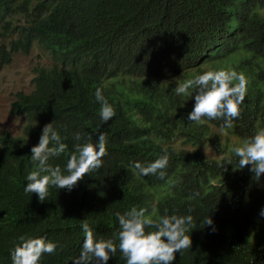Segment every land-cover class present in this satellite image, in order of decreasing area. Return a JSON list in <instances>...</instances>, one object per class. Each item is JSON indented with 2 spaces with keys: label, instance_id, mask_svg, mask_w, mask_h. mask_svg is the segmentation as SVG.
<instances>
[{
  "label": "trees",
  "instance_id": "16d2710c",
  "mask_svg": "<svg viewBox=\"0 0 264 264\" xmlns=\"http://www.w3.org/2000/svg\"><path fill=\"white\" fill-rule=\"evenodd\" d=\"M0 23V65L33 43L51 58L35 69L31 91L14 94L10 112L25 119L21 133L0 131V264H12L21 236L57 245L40 264H72L84 240L83 219L98 239L115 240V213L133 206L153 220L193 216L192 246L172 264H264V241H249L264 223V174L256 181L250 166L235 169L233 149L241 144L228 148L222 135L244 142L264 129V0H0ZM216 70L247 80L232 128H222L223 120L190 122L194 94L175 91ZM97 88L115 109L108 122L99 116ZM51 122L68 147L49 164L63 174L74 145L83 142L74 140L76 132L93 142L103 132L108 155L72 190L50 187L41 202L24 187L37 167L31 148ZM174 139L195 147L175 146ZM204 142L222 156L208 157L197 147ZM164 154L163 178L139 175L131 166ZM229 158L233 165L224 163ZM208 215L213 226L203 224ZM116 243L107 264H126Z\"/></svg>",
  "mask_w": 264,
  "mask_h": 264
},
{
  "label": "clouds",
  "instance_id": "9594fccd",
  "mask_svg": "<svg viewBox=\"0 0 264 264\" xmlns=\"http://www.w3.org/2000/svg\"><path fill=\"white\" fill-rule=\"evenodd\" d=\"M3 27L5 26L0 23V32L3 31ZM8 27H11V24ZM12 36H8V42ZM246 85L247 80L243 74L216 70L206 71L181 82L175 91L177 95L194 94L195 103L187 117L190 122L200 124L205 122V118L223 120L222 128H232L234 119L239 118L241 114L240 105L246 97ZM95 98L101 105L99 111L101 120L108 122L116 114L114 107L105 99L100 88L96 89ZM73 138L83 142L74 145V151L66 164L68 174L65 175L58 165H50L49 160L60 156L68 146L62 142L60 132L53 126V122L44 125L38 144L31 148V160L36 162L37 167L26 177L27 184L24 187L26 194L35 193L38 200L43 202L49 196L50 187L70 191L85 175L103 167V158L108 155L107 139L103 132L99 133L95 142L91 135L85 138L81 132L74 133ZM233 152L239 158L235 169L250 166L249 171L258 181L264 174V129L258 130L250 139L245 140L242 146L235 147ZM168 163L169 156L164 154L147 166L140 162H133L131 166L138 170L139 175L148 176L159 172V176L163 178L165 175L163 169ZM224 163L233 165L231 158ZM145 212L146 209H137L135 206L123 214L116 212L119 231L115 240L98 239L90 222L83 219L80 227L84 240L80 254L73 259L72 264H107L117 252V240L126 264H172L176 253L191 248L192 240L188 233L190 227H194L192 215L165 214L159 220H153L146 217ZM259 215L264 217V208L260 210ZM203 224L213 226V220L209 215ZM146 228L155 230L146 231ZM212 230L215 231V228ZM56 249L57 245L43 236L36 238L21 236L19 243L10 253L12 264H40L44 254L51 255Z\"/></svg>",
  "mask_w": 264,
  "mask_h": 264
},
{
  "label": "rangeland",
  "instance_id": "374dc122",
  "mask_svg": "<svg viewBox=\"0 0 264 264\" xmlns=\"http://www.w3.org/2000/svg\"><path fill=\"white\" fill-rule=\"evenodd\" d=\"M4 43H8V40L4 41ZM50 63L51 58L48 51L40 45L32 44L27 52L13 53L8 63L0 65V131L6 130L12 134L20 133L25 119L10 112L14 94L17 91H31L36 67ZM222 135L228 143V148L235 143H239L241 146L243 144L242 141L235 137L227 136L226 133L222 132ZM172 144L186 148L195 147V145L182 142L181 139H174ZM197 147L205 152L208 157L220 158L222 156L209 143L204 142L203 144H198ZM156 194L158 195L159 193H155L154 202L156 201ZM152 206L154 207L155 205L152 204ZM150 213H147L146 217H150ZM227 233L230 234V228L227 229ZM249 241L254 244H261L264 241V223H261L250 234Z\"/></svg>",
  "mask_w": 264,
  "mask_h": 264
}]
</instances>
